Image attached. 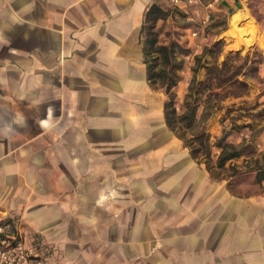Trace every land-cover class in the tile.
<instances>
[{
	"label": "crops",
	"instance_id": "obj_1",
	"mask_svg": "<svg viewBox=\"0 0 264 264\" xmlns=\"http://www.w3.org/2000/svg\"><path fill=\"white\" fill-rule=\"evenodd\" d=\"M171 3L0 0V221L47 264H264V178L230 191L147 80L145 16ZM205 3L178 8L195 22Z\"/></svg>",
	"mask_w": 264,
	"mask_h": 264
},
{
	"label": "rangeland",
	"instance_id": "obj_2",
	"mask_svg": "<svg viewBox=\"0 0 264 264\" xmlns=\"http://www.w3.org/2000/svg\"><path fill=\"white\" fill-rule=\"evenodd\" d=\"M165 12L164 19L153 23L152 33L160 45L173 49L172 62L179 80L192 76L189 87L193 90L188 87L183 101L178 103L174 95L177 114L185 111L186 98L198 103L196 124L185 132L186 140L192 141L190 147L186 144L190 155L191 148L199 150L196 158L191 157L204 161L206 152L200 142L207 141L212 174L229 179L227 187L237 195L257 193L260 185L251 184V179L232 180L229 166L243 170L254 166L256 160L264 166V12L258 0H247L243 12L250 17L249 22L235 27L231 25L235 12L227 14L213 9L207 24L201 19L188 22L173 3ZM149 26L151 22L144 27ZM192 26L199 31L196 41L190 44L186 29ZM252 29L256 32L251 33ZM145 36L146 30L143 40ZM252 40L254 44L248 46L246 41ZM204 133L207 138L201 136ZM222 137L238 148L241 157L220 169L216 143Z\"/></svg>",
	"mask_w": 264,
	"mask_h": 264
},
{
	"label": "trees",
	"instance_id": "obj_3",
	"mask_svg": "<svg viewBox=\"0 0 264 264\" xmlns=\"http://www.w3.org/2000/svg\"><path fill=\"white\" fill-rule=\"evenodd\" d=\"M260 5V0H258ZM167 13L162 10L158 5H152L145 16V23L151 22L152 26L143 27V32L146 30V36L143 40V54L144 63L146 65L147 80L153 87L164 88L165 94L168 99L165 103V121L167 126L174 131V133L187 144V146L192 145V141L186 140L185 132L194 128L196 124V111L198 109V103L196 101L189 102L185 99V111L181 114H177L174 106V94L172 92L173 88L180 81L175 73L174 65L172 62L173 49L170 46L160 45L157 39L152 33L153 23L160 19H164ZM196 74V70H193ZM189 90H193L189 87ZM178 131L182 133L178 134ZM206 137L204 133L201 135ZM202 149L206 152V157L204 161L206 163L207 169H210L209 165V144L208 142H200ZM216 146L219 148L220 152L217 158V167L220 169L225 168L226 164L239 159L241 153L236 146L225 141L224 137L220 138ZM199 150L196 148H191V156L196 158L197 152ZM264 162V158H262ZM229 169L233 171L231 179L240 178L241 180L251 179L253 185H260L264 178V166H260L258 160H256L255 165L252 167H246L243 170H239L235 165L229 166Z\"/></svg>",
	"mask_w": 264,
	"mask_h": 264
},
{
	"label": "built area",
	"instance_id": "obj_4",
	"mask_svg": "<svg viewBox=\"0 0 264 264\" xmlns=\"http://www.w3.org/2000/svg\"><path fill=\"white\" fill-rule=\"evenodd\" d=\"M203 0H172L176 7H180L183 3L186 7L202 3ZM206 12L201 18L203 24H207L210 20V11L221 0H204ZM260 8L264 12V0H260ZM199 16V13H196ZM190 29V28H188ZM189 37L197 38L196 30L189 31ZM0 264H46L37 253L27 247L23 239L15 232L14 225L7 220L0 221Z\"/></svg>",
	"mask_w": 264,
	"mask_h": 264
},
{
	"label": "bare ground",
	"instance_id": "obj_5",
	"mask_svg": "<svg viewBox=\"0 0 264 264\" xmlns=\"http://www.w3.org/2000/svg\"><path fill=\"white\" fill-rule=\"evenodd\" d=\"M250 17L244 13L243 11H237L234 13V15L231 18V25L233 27L237 26L238 24L242 23V22H249ZM251 27L255 28L253 25H251ZM256 30L252 29L251 33H255ZM246 44L248 46H251L254 44L253 40L252 41H246Z\"/></svg>",
	"mask_w": 264,
	"mask_h": 264
}]
</instances>
